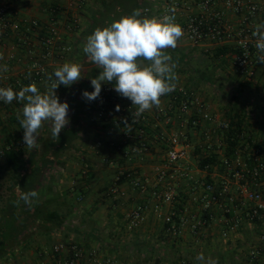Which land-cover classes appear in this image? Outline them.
I'll list each match as a JSON object with an SVG mask.
<instances>
[{
  "label": "built area",
  "instance_id": "built-area-1",
  "mask_svg": "<svg viewBox=\"0 0 264 264\" xmlns=\"http://www.w3.org/2000/svg\"><path fill=\"white\" fill-rule=\"evenodd\" d=\"M85 0H80L84 3ZM182 27L185 41L198 46L209 43L217 47H230L234 51L233 66L249 83L256 78L264 64L258 60L260 52L252 35L257 18L264 19V3L257 0H163L156 6H146L143 16L172 15ZM237 18L236 24L229 16ZM60 30L55 21L42 23L37 19L20 18L9 0H0V87L11 86L14 91L33 82L43 92L47 76L54 73L62 58L72 53L70 46L59 43ZM23 50L30 58L26 70L13 74L14 64ZM114 83H103L100 96L94 100L88 116L91 124H109L122 132L117 142L98 141L95 148L107 166L116 167L115 185L123 180L141 193L148 191L149 178L136 165L148 157L161 159L152 168L154 183L150 196L155 200V211L162 218L166 232L181 236L186 231L200 236L204 230L219 223L220 237L228 242L238 237L244 222L259 231L247 254L246 264H256L264 257V143L254 146L244 132L239 137V150L229 152L227 134L233 129L229 120H222L210 112L207 103L194 91L177 86L173 92L162 96L159 107L145 111L132 131L125 128L124 120L132 124L134 106L120 96ZM65 87L60 85L58 88ZM57 88V89H58ZM22 112L23 103L0 101V112L7 106ZM120 110L116 111V106ZM24 134V130L22 129ZM41 135L37 138V143ZM28 150L24 140L8 143L0 150V157L8 151ZM202 159L207 165L201 168ZM81 169L86 174L91 169L86 159H81ZM182 181V208L174 209L181 201L179 185ZM116 187L114 191H116ZM172 210L162 214V206ZM148 205L142 204L127 215L128 229L136 230L146 220ZM59 264H119L100 258V251L86 252L78 243H58L53 247ZM177 264H194L180 260Z\"/></svg>",
  "mask_w": 264,
  "mask_h": 264
},
{
  "label": "crops",
  "instance_id": "crops-1",
  "mask_svg": "<svg viewBox=\"0 0 264 264\" xmlns=\"http://www.w3.org/2000/svg\"><path fill=\"white\" fill-rule=\"evenodd\" d=\"M9 1L20 18L37 19L42 23L55 21L58 24L59 43L72 49L69 56L61 59L59 66L66 61L82 65L79 56L85 43L82 35L88 27L98 0H85L84 3H80V0ZM162 1L141 0L144 7L156 6ZM229 18L236 24L235 16L231 15ZM257 22H264V19L258 17ZM178 45L180 44L177 43ZM195 47L202 48L206 53L212 49L217 52L224 50L226 53L221 55L231 58L232 64L229 68L242 79L234 85L240 86L242 91L239 93H242L233 97V106L224 112H218L215 103L210 102L207 103L208 109L222 120H229L236 114L235 107L238 105L243 110L240 115L244 121L243 132L251 137L254 146L261 147L264 143V69H259L256 78L249 83L233 66L234 51L230 47H217L209 43ZM165 51L172 58H177L172 50ZM16 53L21 62L14 64V75L26 70L27 63L30 62L29 56L23 50H17ZM99 71L97 67L93 72L82 67L83 77L80 81L69 87L56 89L60 102L66 101L69 104V123L62 131L69 128L73 132L72 136L61 140L59 155L51 161H46L44 142L53 139L49 123H45L40 129L41 138L37 143L39 147L18 152L30 165L25 181L35 182L32 191L38 193V199H34L31 208L23 201L19 206L16 205L15 201L21 193L22 185L15 184L6 171L0 173V264H59L53 247L61 242L78 243L86 252L97 249L100 251V258H111L119 264H151L152 256H155L152 251L155 249H163L166 252L171 248L178 250L188 244H193L195 248L201 244L227 245L244 239V230L254 229L257 233L259 229L256 226L244 222L238 237L228 242L220 237L219 223L204 230L200 236L189 231L181 236L168 234L162 218L156 214V202L150 196L154 183L152 168L161 162L156 156L136 164L149 178L146 193L135 190L125 180L115 185L116 167L103 163L102 155L98 154L95 144L98 141L108 145L117 142L122 138V132L109 124H91L88 116L93 110L94 101H88L82 96L83 91L94 90L91 79L98 76ZM174 83L185 88L178 82ZM18 112L15 107L9 105L0 112V150L8 143L23 140L24 134L17 120ZM51 143L52 148L55 146L54 140ZM81 159H86L91 165L86 174L81 169ZM0 164H6V155L0 157ZM35 169H40V172L37 173ZM179 192L181 201L174 209L182 208V181ZM142 204L148 205L146 220L136 230H129L127 215ZM171 210L167 205L161 209L162 214ZM254 237L245 238V241L252 245ZM159 257L165 260L164 254ZM180 260L184 259L178 257L174 264ZM247 261L248 259L243 264ZM82 264L94 263L86 260ZM162 264L167 263L162 261ZM256 264H264V257Z\"/></svg>",
  "mask_w": 264,
  "mask_h": 264
},
{
  "label": "clouds",
  "instance_id": "clouds-1",
  "mask_svg": "<svg viewBox=\"0 0 264 264\" xmlns=\"http://www.w3.org/2000/svg\"><path fill=\"white\" fill-rule=\"evenodd\" d=\"M169 11L173 14L148 17L142 16L140 9H135L131 15L121 16L106 27H97L86 37L83 45L88 60L100 71L91 79L94 90H85L82 96L94 101L100 96L102 83L115 82V91L134 106L132 124H128L127 118L124 120L129 132L145 111L159 107L160 98L176 88V64L165 50L175 49L184 32L176 22L175 10ZM252 35L256 38L255 47L261 53L258 60L264 64V22L255 25ZM7 71V65L0 66V72ZM81 72L82 65L66 61L47 76L43 92L35 82L19 91H14L11 86L0 87V101L23 103L22 118L18 112L17 120L24 130L23 140L29 150L39 147L37 138L45 123L51 125V135L55 141L58 140L60 132L69 123V104L60 102L56 89L60 85L69 87L80 81L83 77ZM119 110L117 105L116 111ZM34 199H38L36 191L21 192L15 203L19 206L23 201L31 208ZM196 259L200 264H218L217 260L206 259L202 253Z\"/></svg>",
  "mask_w": 264,
  "mask_h": 264
},
{
  "label": "rangeland",
  "instance_id": "rangeland-1",
  "mask_svg": "<svg viewBox=\"0 0 264 264\" xmlns=\"http://www.w3.org/2000/svg\"><path fill=\"white\" fill-rule=\"evenodd\" d=\"M257 1L264 3V0ZM178 41L177 43L180 45L175 50L166 49L172 50L173 55L177 56L175 59L172 58V62L176 64L174 71L177 79L175 82L184 85L187 90L200 94L206 103H215L218 112H224L227 108H231L233 97L242 93H239L242 91L240 86L236 87L234 85L235 82L242 79L229 68L232 64L231 58L227 55H217L216 49L206 53L202 48L195 47L185 41L183 37ZM244 232V239L237 243L236 240L235 244H214L210 246L201 244L196 248L193 244H188L178 250L171 248L166 252L163 249H155L152 251L155 256H152L151 264H162V261L167 264H174L178 257L200 264L196 257L201 253L206 259L210 257L217 260L218 264H243L247 260V254L251 248L250 242L245 241V238L251 239L255 236L256 230L248 229ZM162 254L165 255V260L159 257Z\"/></svg>",
  "mask_w": 264,
  "mask_h": 264
},
{
  "label": "trees",
  "instance_id": "trees-1",
  "mask_svg": "<svg viewBox=\"0 0 264 264\" xmlns=\"http://www.w3.org/2000/svg\"><path fill=\"white\" fill-rule=\"evenodd\" d=\"M143 7L144 5L142 4L141 0H98L96 4V9L94 13L92 14V16L90 17L88 27L86 28V31L82 35V40L86 42V37L92 34V32L97 27H100V28L106 27L114 20H118L121 16L131 15L135 9L141 10ZM225 53L226 51L224 50L218 51L217 55H221ZM79 56H80V59L82 60V67L84 69L90 70V72L91 71L93 72V70L96 68V65L88 60L86 54L83 52V49L80 50ZM235 112L236 114L230 117V121L232 123L233 129H231V131L227 134L228 140H230L231 138H234L233 141H230V148H229L230 153L239 150L240 148L239 147V137H237V134L239 135V133L240 134L243 133V126H244L243 124L244 121L240 117L241 112H243V110L237 105L235 107ZM22 129L23 128H21V130ZM71 130L72 129L67 128V130L61 131L59 134V138L56 141L50 138L49 142L48 141L44 142L43 151L46 154V157H45L46 161H51L52 158H55L56 156L59 155L60 149L58 148L61 145V140H63L65 137L69 135L72 136L73 132H71ZM53 140L55 142L54 143L55 146L51 148L52 146L51 142ZM206 165H207V160L202 159L200 163L201 168H204ZM29 168H30V165L27 164L20 157V154L15 149H12L11 151H8L6 153V164L5 165L0 164V173H2L3 171H6L9 175H11L12 180L15 184L22 185L21 192H29V191H32V186L35 183V182L25 181L27 174H29L28 173ZM35 171H38L37 173H39L40 169L39 170L35 169ZM12 233L10 235H12Z\"/></svg>",
  "mask_w": 264,
  "mask_h": 264
}]
</instances>
